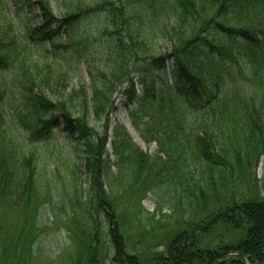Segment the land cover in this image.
I'll return each mask as SVG.
<instances>
[{"label": "trees", "instance_id": "trees-1", "mask_svg": "<svg viewBox=\"0 0 264 264\" xmlns=\"http://www.w3.org/2000/svg\"><path fill=\"white\" fill-rule=\"evenodd\" d=\"M10 1L37 11L39 21L32 29L24 26L21 38L15 29L8 41L12 46L8 51L0 46V71L9 70L17 61L16 54H22L17 62L18 73H10L9 82L19 90L25 111V116L16 115L17 121H27L26 136L21 139L12 117L7 118L5 128H0L11 144L10 159L19 167L10 169V163L0 156V195L13 192L21 184L33 188L38 174L33 160L37 157L26 141L44 139L53 130L62 128L64 135L79 148L82 157H75L73 165L78 172L83 170L89 191L96 199L100 192L96 190L100 186L98 180L109 170L110 146L119 163L128 161L126 175L140 176L146 172L148 183L157 188L164 186L165 192H171L168 202L173 210H182L184 202L193 213L194 219L181 222L179 229L170 235L165 252L154 255L146 264H264V193L255 192V179L252 189L244 193L236 190L241 178L234 180L236 170L245 169L248 174L263 159L264 190V85H260L255 104L222 106L218 89L225 78L209 76L215 89L213 95H208L200 78L206 61L217 59L227 63L247 60L261 73L260 79H264V0L167 1L171 31H167L168 27L157 28L162 36L168 37L169 46L164 52L154 49V36L144 29L148 20L152 22L149 15L158 14L149 9V0H57L67 2L61 20L52 15L47 0ZM99 17L106 24L104 35L113 42L112 53L102 66L94 65L87 74V90L79 87L63 101L50 100L41 88L54 96L52 87L67 83L70 78L56 59L44 61L40 80L23 73L32 55L28 44L33 35L36 33L40 42L52 41L81 19ZM50 64H57V73H51ZM170 76L173 84L165 95L167 109L162 106L165 101L161 105L154 102L158 92L155 82ZM116 93L132 122L145 121L137 124L136 129L145 143L156 145L166 161L142 153L118 121L111 136L107 135L109 117L117 111ZM159 94L163 95L162 91ZM180 102L195 113L192 125L187 120L189 111ZM231 121L240 125L242 147L240 140L232 136V128L228 126ZM95 122L101 132H96ZM123 167L117 165L121 172ZM16 170L21 173H13ZM17 174L19 177L14 179ZM79 191L78 205L83 193L82 189ZM95 211L103 214L107 223L112 249L109 263L142 264L138 255L127 252L123 231L109 202L97 199L90 214ZM216 227L225 234L237 233L238 237L233 242L225 243L222 238L212 246L203 245L206 235ZM98 232L97 226L93 235L97 237ZM95 241L92 239L83 246L87 264H103L98 260Z\"/></svg>", "mask_w": 264, "mask_h": 264}, {"label": "rangeland", "instance_id": "rangeland-1", "mask_svg": "<svg viewBox=\"0 0 264 264\" xmlns=\"http://www.w3.org/2000/svg\"><path fill=\"white\" fill-rule=\"evenodd\" d=\"M167 1L169 0H149V9L158 11V14L149 15L152 22L148 20L144 25V29L151 31L154 36L155 41L153 39L152 41L157 52H164L169 46L167 35L162 36L157 30L158 27H168L167 31H171L172 26L168 21L166 10ZM47 2L52 15L57 20H61L67 2L57 0H47ZM149 3L146 2V5ZM17 5L10 0H3L0 5V46L4 51L12 48L8 41L11 34L16 32L15 29L21 38L24 26L32 29L39 21L37 11L21 3ZM105 27L103 18L91 20L83 18L74 27L62 31L61 35L52 41L40 42V37L35 33L33 40L28 44L32 55L25 63L23 73H29L31 77L35 76L40 80L44 61L56 59L65 68L70 79L67 83H56L57 85L52 87L54 96L48 89L43 90L38 80L39 87L50 100L63 101L79 87L87 90L89 87L87 74L94 65L102 66L105 58L112 53L113 42L104 35ZM9 28L12 29L10 32H8ZM16 55L17 61L10 65L9 70L0 71V112H2L0 128H5L7 118L12 117L21 139L26 136L27 121H17L16 115L25 116V111L21 106L19 90L9 82L10 73H18L17 62L22 54ZM248 63L247 60H239L236 63L217 59L206 61V67L200 71L205 91L208 95L214 94L213 82L209 78L214 74L219 78H225L223 85L218 89L219 98H223L220 105L242 107L249 105L250 102L255 104V96L260 92V85H264V79H260L261 73ZM50 65L51 73H57V64ZM214 71L221 73H211ZM172 84L171 76L157 79L155 87L158 92L154 97L157 105L165 101L162 106L168 109L165 95L168 94L167 89L171 88ZM161 91L163 95L159 94ZM114 98L117 111L109 117L107 135L111 136L112 127L118 121L129 133L131 143L142 153L147 156L155 155L160 161H166L165 156L158 153L156 145L145 143L136 129L137 124L141 125L145 121L132 122L130 113L120 105L117 93ZM233 100L240 101L235 103ZM243 100L248 101L243 102ZM180 105L189 111L187 120L192 125L195 113L189 110L185 103L180 102ZM94 126L96 132H101L102 129L97 122ZM228 126L232 128V136L235 140H240L239 123L231 121ZM240 142L242 147V140ZM26 143L36 153L37 158L31 160L36 164L38 174L34 177L36 181L33 188L21 184L13 192L0 195V264H87V257L82 253L83 246L92 239L93 241L96 239L98 260L103 264H110L112 249L107 235V223L103 214H98L96 211L90 214L96 207L97 199L109 202L115 219L123 231L127 252L138 255L142 259V264H146L154 255L165 252L168 238L179 229L181 222L189 218L194 219L193 213L186 209L184 202L182 210H173L168 202L172 196L171 192H165L164 186L157 188L153 183H148L146 172H142L140 176L126 175L128 161L119 163L110 146L108 147L109 170L105 177L98 180L100 186L96 190L100 192L96 199L94 193L89 191L88 178L83 170L78 172L74 168V158L82 157L79 148L64 135L62 128L53 130L44 139L26 141ZM10 153V141L0 129V156L10 163V169L19 168L12 163ZM118 164L124 166L122 172L117 168ZM13 173H21V171L16 170ZM262 175L263 159L260 160L259 166L255 170L248 171V174L245 169L236 170L234 180L241 178L236 190L244 193V190L252 189V184L254 185L252 181L255 179L257 182L255 192L260 190L261 194L264 193L261 188ZM18 177L17 174L14 179ZM240 182L244 184L241 185ZM81 189L83 190L81 204L78 205L76 200ZM97 226L99 232L95 237L93 230ZM237 237V233L225 234L222 228L216 227L210 235H206L203 245L212 246L219 243L222 238L225 243L233 242Z\"/></svg>", "mask_w": 264, "mask_h": 264}]
</instances>
